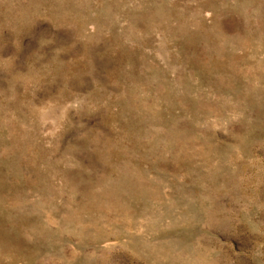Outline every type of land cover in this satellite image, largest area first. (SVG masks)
Returning <instances> with one entry per match:
<instances>
[{
	"label": "rangeland",
	"instance_id": "1",
	"mask_svg": "<svg viewBox=\"0 0 264 264\" xmlns=\"http://www.w3.org/2000/svg\"><path fill=\"white\" fill-rule=\"evenodd\" d=\"M0 264H264V0H0Z\"/></svg>",
	"mask_w": 264,
	"mask_h": 264
}]
</instances>
